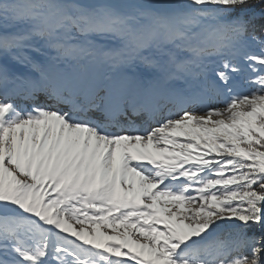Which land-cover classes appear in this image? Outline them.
Returning a JSON list of instances; mask_svg holds the SVG:
<instances>
[{
	"label": "snow or ice",
	"instance_id": "snow-or-ice-1",
	"mask_svg": "<svg viewBox=\"0 0 264 264\" xmlns=\"http://www.w3.org/2000/svg\"><path fill=\"white\" fill-rule=\"evenodd\" d=\"M0 264H264V0H0Z\"/></svg>",
	"mask_w": 264,
	"mask_h": 264
}]
</instances>
